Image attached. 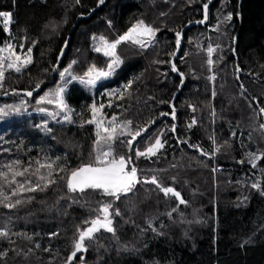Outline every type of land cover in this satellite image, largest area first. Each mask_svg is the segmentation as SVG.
<instances>
[{"label":"trees","instance_id":"trees-1","mask_svg":"<svg viewBox=\"0 0 264 264\" xmlns=\"http://www.w3.org/2000/svg\"><path fill=\"white\" fill-rule=\"evenodd\" d=\"M0 14V48L31 57L0 77V264H264V0H0ZM139 24L153 36L120 42ZM100 42L118 63L94 86ZM122 159L131 190L70 189Z\"/></svg>","mask_w":264,"mask_h":264},{"label":"rangeland","instance_id":"rangeland-1","mask_svg":"<svg viewBox=\"0 0 264 264\" xmlns=\"http://www.w3.org/2000/svg\"><path fill=\"white\" fill-rule=\"evenodd\" d=\"M9 18L5 14H0V26H6ZM153 33L151 30L143 25L139 24L135 26L129 33L123 37L122 41H134L139 42L144 38L152 37ZM115 44H108L100 42L96 49L102 54L106 55L110 60V71L107 72H96L89 81L92 85H97L102 79L110 76L111 70H115L117 66V58L115 56L116 50ZM30 55L28 52L16 51L11 45L8 47L0 48V77L6 69L15 68L20 69L30 62ZM62 90L60 91V95ZM54 99L51 97H45L44 101L52 102ZM42 101V99L40 100ZM57 104L64 110L63 102L61 98H56ZM100 112L98 109L94 110V117L99 119ZM101 120V118H100ZM94 124L100 129L103 127L102 123L94 121ZM160 148V142H157L155 146L150 148L145 155H154ZM136 178L134 173L129 168V164L126 160H118L111 163H106L101 166H84L74 171L69 179V187L72 191H82L88 188L101 189L109 194L118 195L127 190H131L136 186ZM107 219H101L100 225L97 229L103 226V222ZM109 224V223H108Z\"/></svg>","mask_w":264,"mask_h":264},{"label":"water","instance_id":"water-1","mask_svg":"<svg viewBox=\"0 0 264 264\" xmlns=\"http://www.w3.org/2000/svg\"><path fill=\"white\" fill-rule=\"evenodd\" d=\"M180 49H181V42H179V44H178V48H177V51H176L177 54H179ZM99 225H100V223H97L96 226H95V228H98ZM86 235H87V234H86Z\"/></svg>","mask_w":264,"mask_h":264}]
</instances>
